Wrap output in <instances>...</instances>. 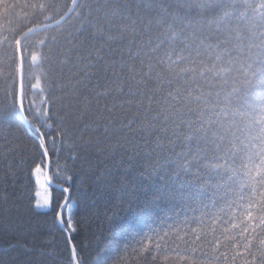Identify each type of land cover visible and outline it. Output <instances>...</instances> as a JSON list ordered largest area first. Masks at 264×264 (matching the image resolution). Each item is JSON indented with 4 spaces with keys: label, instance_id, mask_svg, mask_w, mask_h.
Masks as SVG:
<instances>
[{
    "label": "snow or ice",
    "instance_id": "6c2138e0",
    "mask_svg": "<svg viewBox=\"0 0 264 264\" xmlns=\"http://www.w3.org/2000/svg\"><path fill=\"white\" fill-rule=\"evenodd\" d=\"M24 7L32 23L0 40V129L27 138L36 190L0 229L26 253L84 264L68 149L85 176L105 163V196L156 218L124 241L145 264L167 252L170 264H264V0ZM53 231L63 247L45 253Z\"/></svg>",
    "mask_w": 264,
    "mask_h": 264
},
{
    "label": "trees",
    "instance_id": "16d2710c",
    "mask_svg": "<svg viewBox=\"0 0 264 264\" xmlns=\"http://www.w3.org/2000/svg\"><path fill=\"white\" fill-rule=\"evenodd\" d=\"M7 4L15 5L9 11L0 9V40L9 39L14 31L26 27L32 23L33 17L25 5L32 0H5ZM39 102V101H37ZM103 101H101V104ZM102 159V157H101ZM67 161L74 182L70 185V195L76 202V219L80 222V228L76 236L84 264H145L137 256L132 255L124 241L134 231L146 230L148 224L155 220L148 216L132 214L127 211V204H121L118 199L103 194V181L97 179V175H105V163L95 161V171L85 176L79 166L73 167L68 149L61 154L60 162L63 165ZM55 163V157H53ZM111 166V161L107 162ZM33 164V155L30 145L23 132L7 126L0 129V198L7 195V207L10 212L5 213L2 199H0V214L16 215V208L22 212L28 208L35 199V180L30 175ZM112 174H123L124 169L110 168ZM69 186V185H65ZM113 213H118L114 223L109 222ZM136 215V220L130 219ZM25 221L38 224L44 220L43 216H24ZM159 223V220H156ZM59 250L63 247V238L59 232L53 231L51 236L44 234V251L52 248ZM147 255V253H145ZM174 259L171 252L159 254L157 261L151 258L146 264H170L166 260ZM199 255V253H197ZM33 261V264H59L57 258L51 255H41V249L25 252L24 241L13 239L11 234H6L0 229V264H23L25 261Z\"/></svg>",
    "mask_w": 264,
    "mask_h": 264
}]
</instances>
